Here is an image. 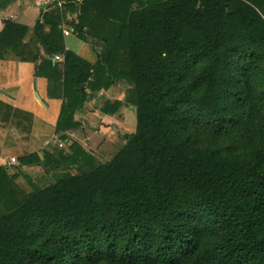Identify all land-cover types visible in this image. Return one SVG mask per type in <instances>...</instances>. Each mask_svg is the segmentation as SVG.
<instances>
[{
    "label": "trees",
    "instance_id": "16d2710c",
    "mask_svg": "<svg viewBox=\"0 0 264 264\" xmlns=\"http://www.w3.org/2000/svg\"><path fill=\"white\" fill-rule=\"evenodd\" d=\"M67 9L77 37L96 38L102 52L92 67L80 60L56 36L62 12H42L39 43L65 57L58 129L78 126L86 84L124 81L136 131L101 163L72 145L58 163L78 174L29 182V193L0 168V264H264V0H82ZM42 63L37 76L49 67L62 79L58 64ZM54 158L44 153L49 171Z\"/></svg>",
    "mask_w": 264,
    "mask_h": 264
},
{
    "label": "crops",
    "instance_id": "0c3cea01",
    "mask_svg": "<svg viewBox=\"0 0 264 264\" xmlns=\"http://www.w3.org/2000/svg\"><path fill=\"white\" fill-rule=\"evenodd\" d=\"M42 12L31 0H0V35L8 26L16 27L0 40V168L10 176L16 175L14 182L25 193L30 191L24 189L21 172L26 177H46L49 184L54 183L55 175L67 171L78 174L76 165L66 164L64 160L58 163L60 155L70 158L75 150H81L99 163L104 159L111 160L125 145L120 141L121 137L115 135L116 130L124 129L129 131L128 134L136 131V108L127 104L131 85L124 81L98 91L86 84V100L74 116L78 126L58 129L63 106L67 103L63 85L65 57L61 55V61H55L53 56L45 54L39 43L34 28ZM64 14L62 12L56 36L62 39L67 51L91 67L96 65L99 53H94L93 48L99 44L98 40L90 37L87 43L79 39L73 27L77 13L67 9ZM261 14L264 16L263 10ZM68 29L73 33L65 36L64 32ZM43 32L51 35V26L46 25ZM34 59L38 61L35 63ZM43 60L51 62L53 67L56 64L60 66V81L55 80V74L49 67L43 70L44 75H36L37 65H47L42 63ZM107 102L119 103V108L105 113L103 108ZM74 144L78 146L75 150L71 148ZM111 146L112 153H108ZM45 152L55 157L53 163H58L55 171H49L43 164ZM32 154H37L40 161L30 165L20 164L21 158ZM13 157L17 158V163L9 164ZM26 183L25 188L31 190L29 182Z\"/></svg>",
    "mask_w": 264,
    "mask_h": 264
},
{
    "label": "built area",
    "instance_id": "2783aa9c",
    "mask_svg": "<svg viewBox=\"0 0 264 264\" xmlns=\"http://www.w3.org/2000/svg\"><path fill=\"white\" fill-rule=\"evenodd\" d=\"M33 5L38 8L39 10H47L50 8H56L60 12H63L66 9L67 4L71 2L80 3L82 0H31ZM73 33V30L70 29L64 32L65 36H68ZM55 61H61V55H54L53 56ZM17 163V158L13 157L10 159L9 164Z\"/></svg>",
    "mask_w": 264,
    "mask_h": 264
},
{
    "label": "rangeland",
    "instance_id": "374dc122",
    "mask_svg": "<svg viewBox=\"0 0 264 264\" xmlns=\"http://www.w3.org/2000/svg\"><path fill=\"white\" fill-rule=\"evenodd\" d=\"M74 35V34H73ZM95 48H93V51H94V53H101L102 52V46L101 45H99V44H95V46H94ZM136 126H137V118H136V112H135V120H134V129L136 128ZM128 132L129 131H124V129H117L116 130V133H115V135L117 136H119V138H120V141H122L124 144H125V141H124V138H123V136L125 135V134H128ZM118 138V139H119ZM112 146L109 148V151H108V153H112ZM113 152H115V151H113ZM98 157H100L101 158V156L100 155H98ZM105 161V159L104 160H102V162H104ZM10 165H8V167H9ZM12 167H10L9 169H11ZM20 175V174H19ZM21 177L23 178V180L25 181V182H22V184L24 183V189L25 190H27L28 192L30 191H33V186L31 187L30 186V188H32L31 190L30 189H28V188H25V187H27V183L26 182H32L33 184H35V185H37V186H39V187H45L47 184H49L50 183V181L48 182L47 181V179H46V177H42V178H40V177H36V178H33V177H31V176H29V177H26V176H24V173H22L21 172ZM54 179V178H53ZM19 189H20V187L19 186H17ZM23 192H25V191H23Z\"/></svg>",
    "mask_w": 264,
    "mask_h": 264
},
{
    "label": "water",
    "instance_id": "95a60500",
    "mask_svg": "<svg viewBox=\"0 0 264 264\" xmlns=\"http://www.w3.org/2000/svg\"><path fill=\"white\" fill-rule=\"evenodd\" d=\"M230 6H231V12L233 11V7H232V4H230Z\"/></svg>",
    "mask_w": 264,
    "mask_h": 264
}]
</instances>
